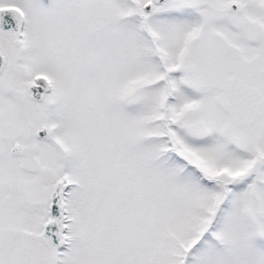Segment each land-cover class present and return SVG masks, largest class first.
Returning a JSON list of instances; mask_svg holds the SVG:
<instances>
[{
	"label": "snow or ice",
	"instance_id": "6c2138e0",
	"mask_svg": "<svg viewBox=\"0 0 264 264\" xmlns=\"http://www.w3.org/2000/svg\"><path fill=\"white\" fill-rule=\"evenodd\" d=\"M0 264H264V0H0Z\"/></svg>",
	"mask_w": 264,
	"mask_h": 264
}]
</instances>
